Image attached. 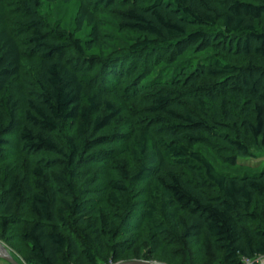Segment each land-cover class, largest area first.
<instances>
[{"label":"trees","instance_id":"1","mask_svg":"<svg viewBox=\"0 0 264 264\" xmlns=\"http://www.w3.org/2000/svg\"><path fill=\"white\" fill-rule=\"evenodd\" d=\"M76 1L75 27L80 30L88 25L84 45L88 50L98 48L103 35L96 15L115 6L117 0ZM128 2L115 19L120 30L145 35L133 45L138 61L144 62L141 50L147 48H167L178 56L191 47L222 52L235 46L237 53L264 58L263 1ZM33 6H38L37 0ZM22 27L29 30L26 42L38 53L36 88L17 94L18 53L5 35L11 40L13 33L1 32L0 96L7 105L8 121L0 120V163L10 147L7 136L12 135L27 157L47 153L65 158L69 163L62 178L70 186L76 177V147L69 144L66 151L56 132L67 122L82 149L107 144L98 133L120 114L108 100L116 91L113 84L84 82L62 59L67 44L51 42L37 19ZM74 46L83 49L79 41ZM102 69L103 80L127 77V71L115 66ZM180 74L172 82L173 93L157 89L143 95L138 84L132 88L133 101L147 109L151 123L138 126L131 141L123 143L138 164L127 180L109 173L101 187L87 190L82 198L68 199L61 196L47 164L26 161L22 167L13 165L3 177L0 194V239L10 243L8 233L18 228L17 241L26 248L28 264L130 260L127 257L135 241L126 243L121 238L136 230L149 245L146 255L136 257L147 260L158 256L160 261L181 264L168 249L181 241L196 247L194 264H241L242 258L263 254L264 219L257 204L264 209V170L231 175L217 169L197 146H209L230 167L239 158L251 156V144L264 148V68L252 63L232 65L211 56ZM206 76L224 80L198 87ZM132 184L143 188L132 189ZM101 198L115 208L114 221L100 213Z\"/></svg>","mask_w":264,"mask_h":264},{"label":"rangeland","instance_id":"2","mask_svg":"<svg viewBox=\"0 0 264 264\" xmlns=\"http://www.w3.org/2000/svg\"><path fill=\"white\" fill-rule=\"evenodd\" d=\"M38 6L33 8V0H0V33L12 31L14 39H6L16 49L19 61V75L16 83L17 94L25 95L33 91L36 87V69L38 67V53L26 39L29 37V30L22 27L30 19H37L42 31L54 43H66L62 56L68 66L77 70L78 76L86 83L113 84L115 95L108 97L113 106L119 108V116L106 128L98 133L99 137L106 138L107 144L102 146H92L90 149L81 147V141L76 137L75 131L69 123H64L56 132V137L69 150L68 145L73 144L76 152L73 155V169L76 174L70 181V186L63 182L62 171L68 165V161L62 157L52 154L37 153L32 157L23 155L14 143L12 135L7 136L10 147H7L5 159L0 163V194L3 187V177L7 171L15 164L24 166L26 161L42 162L50 167V173L55 185L59 188L61 196L70 199L77 196L82 198V193L94 187H101L109 173H117L121 178L128 179L130 175L138 169V164L134 162L129 154L124 150L123 143L131 141L140 125L150 124L151 116L143 105L133 101L130 92L134 85L138 84L143 95H151L157 89H165L169 92L173 90L172 82L179 78L182 71L185 73L198 65L201 60H207L211 56H219L224 63L243 66L252 63L260 68H264V58L249 54L237 53L232 49L218 52L212 48L199 51L196 47L187 49L182 54L176 56L172 50L167 48H147L142 51L144 62L138 61L137 52H133V45L145 38L144 34L133 31L120 30L116 23V15L128 7L129 0H117L115 6L105 7L104 12L97 14L96 19L100 32L103 35L98 48L86 49L84 43L89 38L90 27L84 24L80 30L75 27L74 19L79 6L78 1L72 0L64 2L62 0H37ZM259 2L264 0H245ZM7 2V3H6ZM12 3V4H8ZM34 17V18H33ZM2 27V28H1ZM15 33V34H14ZM4 35V36H5ZM74 41H79L83 49L78 51L74 46ZM115 66L117 69L127 71V77L121 80H103L101 73L104 67ZM135 69V70H134ZM110 70V69H109ZM224 77L206 76L201 79L198 87L203 85H217ZM115 81V83H114ZM191 87V86H190ZM183 88L181 87V90ZM180 90V91H181ZM6 102L0 96V120L3 123L8 121L6 115ZM104 112V111H103ZM88 138H84L87 140ZM214 166L231 175H254L264 170V148L258 144H251V156L239 158L235 166L222 164L212 153L209 146H197ZM93 184V186H89ZM143 186L132 184V189L142 190ZM71 190V191H70ZM71 193H74L71 195ZM107 221H114L115 208L106 200L99 199L98 206ZM257 211L264 219V209L257 204ZM18 228H11L8 233L12 238L10 243L3 239L0 241L20 264L25 262L27 257L26 248L17 241L16 234ZM121 241L135 244L127 258L130 260H147L137 258L136 255H146L149 249L145 235L138 230L131 232ZM175 242L168 249L178 256L181 264H194L196 247L184 241ZM124 260L121 257L118 262ZM126 261V260H124ZM147 261L159 264H172L160 261L158 256ZM0 264H7L0 259ZM98 264H103L99 262Z\"/></svg>","mask_w":264,"mask_h":264},{"label":"water","instance_id":"3","mask_svg":"<svg viewBox=\"0 0 264 264\" xmlns=\"http://www.w3.org/2000/svg\"><path fill=\"white\" fill-rule=\"evenodd\" d=\"M0 259L5 261L8 264H20L7 250L5 245L0 241ZM115 264H159L152 261L147 260H126L117 262Z\"/></svg>","mask_w":264,"mask_h":264},{"label":"built area","instance_id":"4","mask_svg":"<svg viewBox=\"0 0 264 264\" xmlns=\"http://www.w3.org/2000/svg\"><path fill=\"white\" fill-rule=\"evenodd\" d=\"M104 264H115V263H113L112 261H109ZM241 264H264V253L258 254L253 258H242Z\"/></svg>","mask_w":264,"mask_h":264}]
</instances>
